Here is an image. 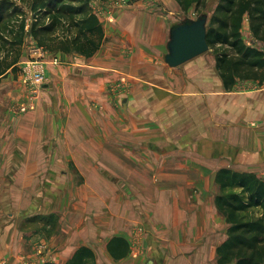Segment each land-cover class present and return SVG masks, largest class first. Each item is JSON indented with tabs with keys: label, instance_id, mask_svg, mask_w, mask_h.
<instances>
[{
	"label": "crops",
	"instance_id": "0c3cea01",
	"mask_svg": "<svg viewBox=\"0 0 264 264\" xmlns=\"http://www.w3.org/2000/svg\"><path fill=\"white\" fill-rule=\"evenodd\" d=\"M152 3L93 5L106 41L92 58L22 59L43 60L48 78L24 115L8 107L30 99L21 78H0V264H66L82 247L95 264H217V172L264 179V83L226 88L212 52L170 68V29L186 14ZM242 39L264 52L247 19Z\"/></svg>",
	"mask_w": 264,
	"mask_h": 264
},
{
	"label": "trees",
	"instance_id": "16d2710c",
	"mask_svg": "<svg viewBox=\"0 0 264 264\" xmlns=\"http://www.w3.org/2000/svg\"><path fill=\"white\" fill-rule=\"evenodd\" d=\"M175 1L183 13L194 10L199 16L211 2L216 3L209 17L207 42L209 49L215 50L217 69L226 88L234 87L238 79L264 83V52L247 46L242 39L247 19L256 41L264 43V0ZM30 10L34 16L28 35L47 53L92 58L106 41L89 0H32ZM24 15L14 2L0 1V43L4 47V53L0 52V78L20 72L26 25H21L12 42L1 35L10 17ZM186 20L189 19L181 23ZM215 182L219 188L216 207L228 225L227 239L217 248V264H264V179L224 168L217 172ZM108 250L115 259H122L128 254L129 245L116 238ZM95 261L93 251L82 247L66 264Z\"/></svg>",
	"mask_w": 264,
	"mask_h": 264
},
{
	"label": "water",
	"instance_id": "95a60500",
	"mask_svg": "<svg viewBox=\"0 0 264 264\" xmlns=\"http://www.w3.org/2000/svg\"><path fill=\"white\" fill-rule=\"evenodd\" d=\"M209 15L189 19L170 29L165 62L170 68H177L209 51L207 26Z\"/></svg>",
	"mask_w": 264,
	"mask_h": 264
},
{
	"label": "rangeland",
	"instance_id": "374dc122",
	"mask_svg": "<svg viewBox=\"0 0 264 264\" xmlns=\"http://www.w3.org/2000/svg\"><path fill=\"white\" fill-rule=\"evenodd\" d=\"M0 1H2V0H0ZM9 1L14 2V4H17V6H19V8L23 11V13L25 15L24 16H12V17H10L4 25L6 27V30L3 32V34H2L3 36L1 35V37L8 42H10V41L12 42V40L17 36L21 25L25 24L26 25V35H25L24 44L22 47V59L28 58L33 54L32 53L33 51L35 52L38 49H40L39 47H37L35 41L28 35L30 25L32 24V18L34 16V13H32L30 10L31 6H32V0H9ZM100 1H106L108 4H110L113 8H115L117 10H125L131 5V0H130L127 7H121V8L117 7V6L116 7L113 6L112 2H114L115 0H112V2H111V0H100ZM151 2H153V0H151ZM154 2L156 4L157 0H154ZM89 3H90V8L93 9V7H92L93 1L89 0ZM215 6H216V3L211 2L208 9L202 13H207L209 15V17L211 18ZM191 12H193V14L190 16H188V14H186L185 16L181 15V21H183L184 19L189 18V17L191 19H197L199 17V15H197L193 10H191L190 13ZM47 22L49 23V20H47ZM2 48H4V47H3V44L1 42L0 43V52H2L1 54L4 53V50ZM208 52H210V53L212 52L211 54L215 55V50H213V49L212 50L209 49ZM30 60L31 59H25L18 66L20 67L23 62H28ZM20 72H18L17 74H13V75L11 74V76L14 78V81H17V79L21 78ZM5 92L6 91H4V93ZM13 98H14V96L11 97L12 100H10L11 101L10 103L15 102V100ZM12 105L8 104V107L11 106L10 108H11L12 113L22 114V115H24L26 113V112L21 111V108H22L21 106H17V105L12 106ZM8 107H7V110L9 109Z\"/></svg>",
	"mask_w": 264,
	"mask_h": 264
},
{
	"label": "built area",
	"instance_id": "2783aa9c",
	"mask_svg": "<svg viewBox=\"0 0 264 264\" xmlns=\"http://www.w3.org/2000/svg\"><path fill=\"white\" fill-rule=\"evenodd\" d=\"M93 5L99 4L103 1L92 0ZM112 2V0H111ZM130 0H115L112 2L114 7H127ZM155 4L154 0L153 3ZM112 17V10L109 12ZM46 63L41 59H31L28 62H24L20 66L21 71V82L24 85L30 99L26 106L21 108L22 112L33 110L36 107L38 100L41 97L42 90L47 84L48 78L45 71Z\"/></svg>",
	"mask_w": 264,
	"mask_h": 264
}]
</instances>
